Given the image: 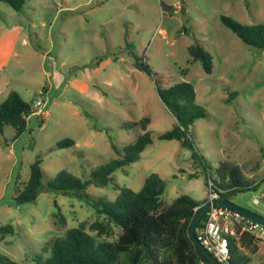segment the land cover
Segmentation results:
<instances>
[{
	"label": "rangeland",
	"instance_id": "obj_1",
	"mask_svg": "<svg viewBox=\"0 0 264 264\" xmlns=\"http://www.w3.org/2000/svg\"><path fill=\"white\" fill-rule=\"evenodd\" d=\"M221 15L241 24L264 23V0H25L21 12L0 1V102L15 90L25 101L43 104L24 133L16 136L10 125L0 133L1 263L46 256L53 238L94 220L83 201L47 188L35 201L15 203L29 164L42 158L44 183L61 169L85 179L116 158L112 143L122 148L135 140L139 128L133 122L145 116L152 142L139 160L115 171L108 185H89L87 192L112 200L117 187L139 190L154 172L166 182V203L180 194L209 198L190 150L159 137L174 118L155 80L164 87L180 80L193 84L204 109L190 130L196 147L212 166L229 159L241 167L252 187L227 197L264 216V49L244 44ZM192 43L211 54L210 74L189 62ZM135 57L151 76L136 68ZM64 139L74 145L57 148ZM54 199L63 224L53 215ZM253 260L264 262V255Z\"/></svg>",
	"mask_w": 264,
	"mask_h": 264
},
{
	"label": "trees",
	"instance_id": "obj_2",
	"mask_svg": "<svg viewBox=\"0 0 264 264\" xmlns=\"http://www.w3.org/2000/svg\"><path fill=\"white\" fill-rule=\"evenodd\" d=\"M0 1L6 2L17 12L22 11L25 3V0ZM220 20L244 44L264 49V23L241 24L226 15H221ZM187 51L190 63L199 62L205 73L212 72V56L202 45L192 43L188 45ZM133 60L137 69L151 76V69L142 58L135 57ZM155 89L174 118L171 129L161 133L159 137L176 139L182 147L190 150L192 163L204 174L208 188L210 181L212 191H216L218 195H227L252 187L236 162L221 159L216 166H212L196 147L190 130L195 120L204 116V109L196 103L193 84L180 80L164 87L160 81L155 80ZM32 104L33 101H25L17 91L10 90L0 102V133L5 125L12 126L16 136L24 133L31 116L29 114L32 113ZM149 121L145 116L138 122H133L139 128L135 140L122 148L112 143L116 158L93 168L85 179L61 169L53 179L44 183L42 158L37 156L29 164L28 178L22 188L17 187L15 190V203L35 201L39 193L47 188L62 195H73L83 201L93 209L94 220L91 223L80 221L77 226L67 228L63 234L45 245L49 250L46 256L36 254L25 264H65L71 261L82 264H208L189 236V226L197 212L194 208L202 207L207 199L196 201L187 194H180L166 203L162 199L166 182L154 172L146 175L139 190L126 186L117 187V194L112 200L103 196L93 197L87 192L89 185H108L113 180L115 171L124 172L127 166L139 160L141 152L152 142L147 131ZM71 145H74L72 139L56 143L57 148ZM196 175L197 173L189 174V178ZM53 204L57 208L53 215L60 223H65L55 199ZM205 217L204 214L197 226L202 224ZM6 227L9 228L5 226L3 229L7 230ZM235 227L237 234L227 235L229 264H264L261 261L254 263L253 260L254 255H264V241L254 238L246 231L240 232L237 225ZM115 229L118 233L114 236Z\"/></svg>",
	"mask_w": 264,
	"mask_h": 264
},
{
	"label": "built area",
	"instance_id": "obj_3",
	"mask_svg": "<svg viewBox=\"0 0 264 264\" xmlns=\"http://www.w3.org/2000/svg\"><path fill=\"white\" fill-rule=\"evenodd\" d=\"M42 105L41 99L35 100L32 104V113L29 115L40 113ZM211 186L212 183L209 181V198L204 204L219 196L216 191H212ZM200 207L196 206L194 211H198ZM205 215L206 217L202 221V224L196 227V238L223 264H229V242L227 235L237 234L236 225L240 228V232L246 231L253 235L254 238L264 241V225L239 215L220 204H211L206 210Z\"/></svg>",
	"mask_w": 264,
	"mask_h": 264
},
{
	"label": "water",
	"instance_id": "obj_4",
	"mask_svg": "<svg viewBox=\"0 0 264 264\" xmlns=\"http://www.w3.org/2000/svg\"><path fill=\"white\" fill-rule=\"evenodd\" d=\"M211 204H220L228 209H230L231 211L242 215L246 218H249L257 223H260L262 225H264V216L259 215L255 212H252L248 209H245L239 205H236L235 203H233L228 197L227 195H219L217 198L213 199L210 202H207L206 204H204L194 215L191 224L189 226V236L190 239L193 241V243L195 244L198 252L206 259L208 264H223L222 262L218 261L201 243L200 241L196 238L195 235V230L197 227V224L199 223V221L201 220V218L203 217V215L205 214L206 210L210 207ZM0 264H2L0 262ZM65 264H82L79 261H71Z\"/></svg>",
	"mask_w": 264,
	"mask_h": 264
}]
</instances>
